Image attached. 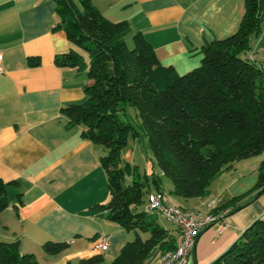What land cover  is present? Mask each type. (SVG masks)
Returning a JSON list of instances; mask_svg holds the SVG:
<instances>
[{
	"label": "crops",
	"instance_id": "0c3cea01",
	"mask_svg": "<svg viewBox=\"0 0 264 264\" xmlns=\"http://www.w3.org/2000/svg\"><path fill=\"white\" fill-rule=\"evenodd\" d=\"M91 1L108 19L128 21L126 37L141 32L160 62L181 74L201 63L206 42L236 32L247 10V0ZM58 19L55 0H0V176L15 181L8 186L9 204L0 212V238H19V249L33 253L40 264H77L99 252L111 259L132 232L95 206L111 195L100 160L104 149L61 109L83 100L84 86L92 80L84 68L57 63L56 55L74 47L66 29L56 26ZM263 28L252 38L260 52ZM263 159L264 151L236 161L203 197L166 193L167 198L185 208L206 209L210 200L224 205L254 187ZM150 160L145 168L149 177L162 173ZM255 194H247L240 200L244 206L200 232L188 264H209L255 219L264 218V191ZM104 236L109 246L101 250L96 244ZM48 241L69 245L52 254L44 247ZM161 254L155 251L148 264H158Z\"/></svg>",
	"mask_w": 264,
	"mask_h": 264
},
{
	"label": "trees",
	"instance_id": "16d2710c",
	"mask_svg": "<svg viewBox=\"0 0 264 264\" xmlns=\"http://www.w3.org/2000/svg\"><path fill=\"white\" fill-rule=\"evenodd\" d=\"M78 1L80 7L75 0H55L56 26L64 27L71 41L86 48L90 60L71 47L56 55V61L86 68L92 81L84 86L83 100L61 109L70 122L84 125L85 137L104 149L100 160L111 195L95 206L132 234L115 257L106 259L99 252L77 264H148L155 251L176 248L178 227L163 225L154 210L146 209L150 191L165 192L162 175L171 178L170 190L176 196L203 197L223 170L264 151V47L260 52L252 43L262 32L259 11L264 0H247L239 29L206 42L201 63L182 74L160 62L141 32L134 33V44L129 46L128 21L110 20L91 0ZM128 106L136 109L153 161L162 173L149 177L137 164L123 159L129 135L140 134L127 117ZM258 169L253 188L216 206L210 215L240 209L246 204L240 200L253 190L254 197L261 194L264 159ZM12 182L0 176V212L9 204L7 190ZM19 241L0 238V264H40L33 253L19 249ZM68 245L69 241H48L44 247L54 254ZM209 264H264V218L255 219Z\"/></svg>",
	"mask_w": 264,
	"mask_h": 264
},
{
	"label": "built area",
	"instance_id": "2783aa9c",
	"mask_svg": "<svg viewBox=\"0 0 264 264\" xmlns=\"http://www.w3.org/2000/svg\"><path fill=\"white\" fill-rule=\"evenodd\" d=\"M2 54L0 52V61ZM1 69V64H0ZM146 207L158 208L166 218L178 227L177 235L181 236L180 252L171 253V249L161 254L158 264H188L189 256L202 230L214 222L218 216L225 215L229 209H224L219 215H210V208L216 207V201L210 200L206 209L185 208L174 204L167 198L165 192L152 190L148 193ZM109 246L108 236H104L96 247L106 250Z\"/></svg>",
	"mask_w": 264,
	"mask_h": 264
},
{
	"label": "rangeland",
	"instance_id": "374dc122",
	"mask_svg": "<svg viewBox=\"0 0 264 264\" xmlns=\"http://www.w3.org/2000/svg\"><path fill=\"white\" fill-rule=\"evenodd\" d=\"M77 4L80 7V3L78 1ZM127 40H128V45L133 46L134 44L133 39L129 37L127 38ZM73 46L81 53L82 58L85 61L90 60V53L86 48L75 42H73ZM261 50H263V48ZM83 71L87 73L86 68H84ZM127 117L135 125V127L137 128L140 134L137 138L133 137L132 134L129 135V140L127 146L123 149L122 156L124 160L126 159L131 160L133 163L137 164L140 170L143 173H145L146 172L145 168L151 162L150 159L152 157V152L147 145V136L144 134L143 128L140 125V120L136 115V109L133 106L127 107ZM161 178L162 179H160V183L162 184V187L165 190V192L170 197V195L173 194L170 190L172 189V180L167 175H162ZM152 212L157 216L158 221H160L163 225L168 226L170 228L172 226H176L175 223L169 221L163 213L157 211H152Z\"/></svg>",
	"mask_w": 264,
	"mask_h": 264
},
{
	"label": "bare ground",
	"instance_id": "6f19581e",
	"mask_svg": "<svg viewBox=\"0 0 264 264\" xmlns=\"http://www.w3.org/2000/svg\"><path fill=\"white\" fill-rule=\"evenodd\" d=\"M259 16L261 17L262 26L264 27V2H263L262 7L259 11ZM146 209L161 212L158 208L146 207ZM212 209L213 208H210V210H212ZM161 213H163V212H161ZM180 244H181V236L177 235L176 236V248L174 250H171V253H179L180 252Z\"/></svg>",
	"mask_w": 264,
	"mask_h": 264
}]
</instances>
